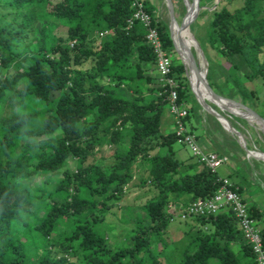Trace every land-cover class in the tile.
Masks as SVG:
<instances>
[{"label":"trees","instance_id":"16d2710c","mask_svg":"<svg viewBox=\"0 0 264 264\" xmlns=\"http://www.w3.org/2000/svg\"><path fill=\"white\" fill-rule=\"evenodd\" d=\"M141 1L171 57L189 123L198 102L187 68L168 22L150 0ZM223 1L211 12L205 44L215 49L231 88L220 89L211 74L210 85L264 117V0H244L235 9ZM131 3L0 0V264H254L231 208L192 215L189 230L170 236L176 221L169 205L178 212L211 197L222 177L193 154L176 157L174 129H163L168 86L154 76L157 60L146 27L138 20L128 25ZM43 20L65 24L66 35L41 33L32 43L28 36ZM22 54L28 62L8 76ZM230 122L248 143L245 129ZM104 146L112 150L109 163L95 158ZM69 162H76L75 170ZM140 170L141 184L155 193L126 243L114 245L99 226L105 207L125 196ZM41 174L45 178L34 185ZM247 210L264 223V208L251 202ZM261 233L264 238V225Z\"/></svg>","mask_w":264,"mask_h":264},{"label":"rangeland","instance_id":"374dc122","mask_svg":"<svg viewBox=\"0 0 264 264\" xmlns=\"http://www.w3.org/2000/svg\"><path fill=\"white\" fill-rule=\"evenodd\" d=\"M150 1L157 7L160 18L167 21L168 24H170L171 17L166 0H150ZM220 1L221 0H212L207 5L203 6V8L198 10L195 6V0H190L191 5H193V10L191 9V11L189 10L188 4L186 3L185 5L183 0H173V3L175 9V18L177 20L179 29L184 33H186L187 21H189V31L191 32V35L193 36L192 34L193 32L194 35L197 37L198 41L200 42V44L201 43L203 44L205 51L210 59L211 65L209 64L208 75L211 74L213 78L212 80H214V82L220 87V89L225 90L231 88L229 82L227 81V74L225 68L222 65H220L219 61L217 60L215 49L205 44L207 37V29L209 27V23L211 19V12L220 3ZM243 1L244 0H224L223 2L229 3L230 8L235 9L241 6L243 4ZM186 8L188 10V15H186V11H187ZM204 10H207L208 12L202 13ZM192 18H193L194 31H192L190 28V20ZM41 33L46 38L65 36L67 33V26L65 24H61L55 21L43 20L36 23L34 30L29 34L28 38L31 39L32 43L41 41L42 40ZM176 41L178 42L179 45V39L177 37H176ZM190 57L192 61H196L200 69H202L200 63H202L203 60L197 59L193 47L191 48L190 51ZM27 62H28L27 59L24 58V54H22L19 60L17 61V63H15L13 67L9 69L7 75L11 76L15 74ZM186 74L189 81V88L198 102V99L200 98L203 99V98L200 95L196 94V92L192 88L189 79V72H186ZM154 76H157V72L154 73ZM195 78L201 81L200 75L198 73H196ZM236 99L242 101L239 98ZM198 108L201 109L200 104L195 105V109ZM259 109H261V111L264 113V102L259 105ZM204 112L207 114L205 110ZM221 112L223 115H226L229 118V120L230 119L234 120L240 127L245 128L248 132L251 131V133H253V135L257 138L259 144L263 146V150H264V133L263 131H261L260 125H258L254 120L242 118L239 115L232 114L226 110H221ZM170 119H171L170 116L167 114L165 116V122L163 125V129L166 131L174 129V125L173 127H171L172 123ZM240 134L242 135L241 132ZM29 142H34V140L29 139L28 143ZM249 145H250L249 143H246V146L244 147L246 151L249 149ZM172 147L176 153V157L179 159H184L192 154L189 147L184 146L178 143L177 141L173 142ZM29 148L30 151L32 149L36 150L37 152L39 151L38 148L33 146H30ZM253 152L255 154L254 157H256L257 159L261 160V158H264V152L263 153L258 152L256 149H254ZM111 154H112L111 148L109 146H104L102 149L98 150V152L95 155V158L98 161L103 160L104 162L109 163L111 162V157H110ZM68 161H70V159H67V162ZM262 161L264 163V160ZM69 165L72 170L76 169V162H72L71 164L69 162ZM141 174H142V170L136 172V175L134 176L132 182L126 188L125 196L111 199L110 201L107 202V205L105 207V223L100 224L99 226L101 232L105 234L109 238L110 242H112L114 245H123L126 243L128 232L132 228L134 220L142 219L144 217L143 206L145 202L155 193V189L151 186V184L149 183L145 185L141 184ZM45 176H46L45 174L39 175L36 179L33 180V184L38 186L40 182L45 178ZM257 179H254V181L257 182ZM263 187L264 185L263 186L261 185V187L259 186V188L263 189V191L261 192L260 195H257L258 201H255V203L258 202L260 203L261 206L260 205L259 206L261 208H264ZM173 211H176L175 207ZM175 221L176 222L172 224L173 225L172 227H174L172 228L173 232L172 231L170 232L171 233L170 236L172 237V239L180 238L182 232L187 229L189 230L191 224H193L194 222L191 219L180 220V221L175 219ZM259 225L260 227H263L264 223H260Z\"/></svg>","mask_w":264,"mask_h":264},{"label":"built area","instance_id":"2783aa9c","mask_svg":"<svg viewBox=\"0 0 264 264\" xmlns=\"http://www.w3.org/2000/svg\"><path fill=\"white\" fill-rule=\"evenodd\" d=\"M131 8L133 9V15L128 19V25L131 26L135 20H138L146 27V39L156 54L158 80L163 86H168L169 111L174 120V132L177 142L189 147L192 154L204 162L208 168L217 171L220 166L229 161V157L225 154L203 149L196 135L190 130L186 121L189 110L185 103L179 101L177 91L179 83L171 76L172 60L163 47L158 29L153 25L152 16L141 0H132ZM236 189L227 178H222L219 188L211 197L195 200L185 209H179L178 212L173 211V205H169L174 216L171 220H186L192 215H208L231 208L237 218L244 239L254 253V264H264V238L261 227L249 215L247 204Z\"/></svg>","mask_w":264,"mask_h":264},{"label":"crops","instance_id":"0c3cea01","mask_svg":"<svg viewBox=\"0 0 264 264\" xmlns=\"http://www.w3.org/2000/svg\"><path fill=\"white\" fill-rule=\"evenodd\" d=\"M203 109L202 105L201 109H195L197 112L195 113L196 117L193 116V120L189 121V128L196 135L203 149L223 153L229 157V161L220 166L218 172L222 178H227L230 182L235 183L238 188H241V196L246 204L258 201L257 195H260L263 191L259 186L264 185L263 161L249 154L213 114L204 109L207 112L206 114ZM168 115L171 118V127H173V117L170 112ZM245 131L250 144L249 150L256 149L264 152L263 146L259 144L253 133L248 132L246 129ZM254 179H257V182ZM257 204L260 205L259 202ZM233 247H235L238 256L241 255L242 250H240L237 242L233 244Z\"/></svg>","mask_w":264,"mask_h":264},{"label":"water","instance_id":"95a60500","mask_svg":"<svg viewBox=\"0 0 264 264\" xmlns=\"http://www.w3.org/2000/svg\"><path fill=\"white\" fill-rule=\"evenodd\" d=\"M167 2V6L169 8V12H170V17H171V23L169 24V29L173 38V42H174V48L177 52V54L179 55V57L181 58L182 62L185 64L186 68H187V72H195L198 73L200 75L201 81H202V85L204 90L206 91L208 97L207 100L205 101H201L200 99H198L199 103L202 105V107L204 109H206L208 112H210L211 114H213L232 134L233 136L236 138V140L243 146H246V140L245 138L240 134V132L238 130H236L229 118L226 115H223L221 112H219L218 110L214 109L211 104H215L217 105L220 110H226L232 114L235 115H239L242 118L245 119H251L254 120L258 125H264V117L261 116L259 113H257L256 111H254L252 108H250L248 105H246L244 102L236 99V98H231V97H225L222 96L221 94L217 93L214 91V89L211 87L209 79H208V71H209V61L208 58L200 44V42L198 41L197 37L193 34V48L195 50L197 59H202L203 60V71L200 69L199 65L197 64L196 61H192L188 56H184L182 55V53L179 51V49L177 48L175 41H174V37H173V33H172V22L173 21H177L175 18V9H174V3L173 0H166ZM184 4L186 5L187 0H183ZM195 6L198 10H200L201 8H203V6L200 5V0H195ZM187 10V8H186ZM186 15H188V10L186 11ZM190 28L192 31H194V27H193V18L190 20ZM221 102H228L231 103L233 105H235L236 107H238L239 109L245 111L248 114V117H245L243 115L237 114L235 112H233L230 109H227L225 107L222 106ZM211 103V104H210ZM258 152H262L260 150H257ZM247 152L253 156H255L254 152L252 150H247ZM263 153V152H262ZM261 160H264V158H261Z\"/></svg>","mask_w":264,"mask_h":264},{"label":"bare ground","instance_id":"6f19581e","mask_svg":"<svg viewBox=\"0 0 264 264\" xmlns=\"http://www.w3.org/2000/svg\"><path fill=\"white\" fill-rule=\"evenodd\" d=\"M189 6V10L191 11V9L193 10V5H191L190 0H187L186 2ZM172 33H173V37H174V41L176 46L178 45V42L176 41V37L179 39V45L177 46V48L179 49V51L182 53V55H186L188 56L190 59V51L191 48L193 47V36L191 35V32L189 31V21H187V29H186V33H184L183 31H181L179 29L178 23L177 21H173L172 22ZM180 46V47H179ZM201 59V58H200ZM192 60V59H191ZM201 64L202 67V71H203V61ZM196 73L195 72H190L189 73V79H190V83L192 85V88L194 89V91L196 92V94L200 95L203 99L200 98L201 101H205L207 100V93L203 88L202 85V81H199L195 78ZM222 106L232 110L233 112L243 115L245 117H248V114L239 109L238 107H236L235 105L228 103V102H221ZM249 121V120H248ZM260 129L261 131H263L264 133V125H260Z\"/></svg>","mask_w":264,"mask_h":264}]
</instances>
